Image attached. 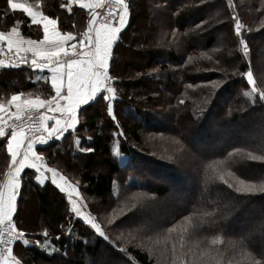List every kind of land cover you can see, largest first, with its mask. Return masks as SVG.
<instances>
[{
    "label": "trees",
    "instance_id": "1",
    "mask_svg": "<svg viewBox=\"0 0 264 264\" xmlns=\"http://www.w3.org/2000/svg\"><path fill=\"white\" fill-rule=\"evenodd\" d=\"M42 1L45 5L42 10L46 14L59 17V26L62 30L74 27V22L77 23V27L73 28L76 32L86 30V20H88L86 11L79 10L74 6V14H68L60 7L65 4L64 1ZM158 1L168 7L166 14H160L156 25L159 28L156 44L164 50V55L159 56L152 53L147 57L144 69L153 65H157L158 69L156 73L152 75L147 73L141 79L142 82L146 80L154 85L146 88L148 91L146 98L149 101L155 99L157 96L155 94L159 90L166 95V104L163 109L167 113V123L169 124L166 126L149 115L144 117L142 111L138 110L131 101L129 102V99L124 98L128 86L115 73V70L120 69L119 63H117L118 56H121L125 50H134L132 46L125 44L124 35L127 32L130 38L135 35L134 30L139 11L137 0H129V21L120 34L119 41L114 45L113 61H110V73L117 77L114 81V86L118 89V99L115 101L117 118L124 133L119 151L125 159L123 162H119L111 156L110 146L114 137L115 125L105 117L100 103L83 106L79 112L80 123L77 129L66 133L61 140L49 141L39 147L38 152L45 157L49 165H59L57 162H59L60 155H67L69 159L65 158L64 165L70 167L71 159L85 154L76 150L77 137H79L80 147L94 148V152L85 154L86 162L80 173V179L85 192L104 205H109L110 198L114 194L115 181L117 177L122 180L124 172L131 176L130 172L142 168L162 175L164 180L169 181L168 184H152L147 181L148 178L142 181L134 179L130 184L135 189L152 192L151 195H154L155 199L166 198V205L162 210L163 217L165 220L171 221L167 227L173 226L175 233V237L171 235L170 241L176 239L180 245L184 244L185 248L189 250L185 252L187 255L183 254L176 260L182 264V261L187 258L191 264L193 257L196 258L201 252V247L193 244L195 239L192 236L184 235L183 232L189 225L186 218L190 217L194 221H199L196 224L197 231L193 233L195 236L198 238L204 236L209 240L219 237L224 241L223 245H217L215 249L208 247L209 256H216L218 252L222 257L220 264H229L230 261L231 264H235L239 257L237 252L233 251L234 243L240 237L247 235L253 225H257L254 224L255 220L253 219L255 213L250 212L246 207H244L245 209L240 208L245 203L257 204L258 221L260 223L264 221V192L259 191L264 187V160L248 158L249 152L256 156L264 155V101H259L258 96L252 93L251 86L247 84L246 79L235 72L237 68L241 72L246 71L250 64L258 85L264 88V78L262 81L257 68L259 61L256 63L253 59L255 52L253 44L258 37L264 35V0H233V8L228 7L227 0H210L212 5H205L201 0H175L176 4H169L171 0ZM29 2L40 5L37 0H29ZM178 4L179 6H177ZM198 8L203 11H198ZM159 9L162 10L161 5L152 7V10L156 12ZM6 11L9 13L7 18L4 15ZM233 14L238 15L245 25L244 37L249 45L247 57L240 56L236 51L238 41L232 31L234 21L231 17ZM13 19L25 21L21 27L22 35L25 37L40 35L35 26L27 27L25 14L18 11L11 13L6 0H0V30H8ZM201 20H211L213 25L210 34L205 35L204 39L200 41L199 47H204V49L195 46L199 43L194 33L198 30L196 25ZM225 22L230 24V34L233 38L231 35L229 37V34H225L226 36L223 37L222 44L220 43L219 46L216 39L218 35L226 32ZM232 41L234 42L232 43ZM201 53H207L213 59L208 60L206 57H202ZM223 54L227 57H222ZM258 54H260L259 51ZM189 56L193 57V61L188 62ZM216 60H220L219 65L216 64ZM36 75H48V73L46 71L33 73L32 69L28 67L1 66L0 88L7 89L8 86H11L13 92L22 91L25 93L26 90L39 87L41 94L44 97H49L52 93L49 82L36 81ZM21 84H24L26 88H22ZM189 84L193 87L189 88ZM233 86H236L234 93L231 91L234 89ZM7 98L9 96H2L0 101H5ZM181 100L184 101L183 104L180 103ZM252 116L253 118H251ZM254 118L255 121L257 118L261 119V122L258 120V124H251ZM102 122L111 124L109 128L112 129V133L106 131L107 126ZM228 124L239 128L234 127L237 130L231 131L227 129ZM143 131L158 133L163 136L161 139L165 141L154 140L153 137H149L148 141L143 134L141 135ZM125 135L135 144L146 142L142 145L148 148L151 157L158 154L154 158L159 159V162L153 159L148 161L145 157L138 158L141 155L133 145L128 143ZM168 139H176L177 146L173 147L167 143ZM193 139L194 141L198 140L199 143H193ZM237 149L239 151H236ZM159 152L162 153L159 154ZM97 154L103 157L102 163L105 168L97 173H92L90 171L91 160ZM179 156L180 167L183 169L186 166L189 167L187 171L184 170L188 176L196 169L197 179H194L193 187L186 190L187 195L184 196V199L182 197L183 200H168L172 185L179 191L186 188L184 185H179L182 177L172 167L173 161ZM214 160H220V162L216 163ZM152 163L153 166H151ZM193 163L196 164V167L193 166ZM9 164L10 157L6 148L0 147V181L9 170ZM197 167H200L204 172L200 173L201 171H198ZM210 172L213 175L210 176ZM228 172L235 174L231 176L230 182L239 186V179H244L250 181L255 190L252 193H238L234 189L227 188L216 177L218 174ZM22 176L20 195L17 198L18 226L28 234L31 240H34V236L38 235L32 233V230H25L20 225L25 222L28 226H33L31 219H22L19 216V203L22 194L31 189L35 194L39 215L44 217L48 215L44 225L54 243L49 246V249L51 252H55L52 257L48 254L46 246H23L18 242L14 248L16 258L19 257V253H23L25 258L20 256L23 264L48 263L56 259H60L59 262L63 264H93V258L99 255L104 247L103 240L92 234L82 222L69 217L64 195L50 183L46 182L44 186H40L34 179V170L25 169ZM210 177L212 178L210 179ZM206 212L210 215L205 216ZM192 228L191 225V230ZM57 236L60 239H56ZM258 236L259 233H257ZM166 238L167 236L163 240ZM111 240L114 238L111 237ZM138 241V239H133L125 243L122 247V255H119V250H116L110 243L107 248L108 254L123 257L124 264H159ZM259 241L257 238L253 245L257 252L261 249V241ZM167 245L170 246V242ZM69 250L73 254L71 259H68L67 255ZM197 261L201 260L197 259ZM212 264H215V261Z\"/></svg>",
    "mask_w": 264,
    "mask_h": 264
},
{
    "label": "snow or ice",
    "instance_id": "2",
    "mask_svg": "<svg viewBox=\"0 0 264 264\" xmlns=\"http://www.w3.org/2000/svg\"><path fill=\"white\" fill-rule=\"evenodd\" d=\"M201 2L212 5L210 0H201ZM6 4L11 13L18 11L25 14L27 27L35 26L37 29H42L43 35L42 39L26 38L21 31L25 21L13 19L8 30H0V54L6 49L18 62L4 65V61L0 60V66L18 68L21 65H29L33 73H43L47 70L49 75H36L35 80L50 81V89L54 93L48 98L36 97L23 100L20 94H14L6 104L0 102V138H2L0 147H5L10 157L9 170L0 181V264H21L14 255V248L18 242L24 246L31 243L42 244L41 240L30 241L27 238L28 234L17 223V198L20 195L22 173L25 169L34 170L35 181L40 186L49 182L64 194L68 202L70 218L74 217L99 237L108 239L101 223L97 222L91 212L85 210L80 182H73L56 167H50L45 157L37 151L36 146L45 145L53 139L61 140L70 130L75 131L80 123L78 113L83 106H91L101 101L106 102L107 115L115 125L113 136H124L115 108L118 89L114 86V81L117 77L110 73V61H113L114 45L117 44L120 34L128 24L130 7L129 0H111V2L110 0H67L60 7L68 14H74L75 6L79 10L86 11L88 15L86 30L73 32L60 30L59 17L46 14L39 4L31 3L29 0H6ZM227 5L233 8V0H227ZM105 9L106 11L103 12L98 11ZM8 14L6 11L5 18ZM231 19L234 21L232 31L238 41L236 51L240 56L247 57L249 45L244 37L245 25L236 14H233ZM212 26L211 20H201L196 25L202 30ZM201 56L208 60L213 59L207 53H201ZM191 61L193 57L189 56L188 62ZM216 64L219 65L220 60H216ZM235 72L246 79L252 93L258 96L259 101H264V88L258 85L254 78L251 65L249 64L246 71L241 72L237 68ZM188 87L192 88L193 85L189 84ZM180 103L183 104L184 101L181 100ZM76 145L81 153L95 151L91 147H80L79 137L76 139ZM248 158L264 160V155L256 156L249 152ZM233 175L235 174L228 172L218 174L216 178L227 188L234 189L238 193H252L255 190L250 181L239 177H237L239 186L230 182ZM259 191L264 192V187ZM204 215L208 216L210 213L206 212ZM186 220L193 226L192 232L195 233L198 221L190 217ZM107 223L113 224V219H108ZM187 231L188 229L185 228V232ZM257 233H259L258 237ZM43 236L45 238L43 244H50L47 230L43 232ZM257 238L261 241L259 252L253 247ZM56 239L60 237L57 236ZM223 244L224 241L217 237L211 239L209 247L215 249L217 245ZM233 251L237 252L239 257L235 264H264V221L253 225L247 235L240 237L234 243ZM221 258V254L217 252L216 256H210L208 260L197 261L193 257L191 264H211V261L220 264ZM182 264H190V262L185 258Z\"/></svg>",
    "mask_w": 264,
    "mask_h": 264
},
{
    "label": "rangeland",
    "instance_id": "3",
    "mask_svg": "<svg viewBox=\"0 0 264 264\" xmlns=\"http://www.w3.org/2000/svg\"><path fill=\"white\" fill-rule=\"evenodd\" d=\"M176 4L175 0H171L169 4ZM164 3L158 0H137V9L139 11L138 21L135 26L134 30V36L133 38H130L129 33H125V44H129L133 47L134 50H125L122 52L121 56H118L117 63H119V70H115L116 75L120 76L122 78V81L125 82L128 86V91L126 93L125 99H129V102L137 107L138 110L142 111L143 116L149 115V117H154L161 121L164 125H168L167 123V113H165L163 106L166 104V95L164 92L158 91L155 95V99L152 101H149L146 96L148 95V91H146V88L154 86L153 83H149L145 80V82H142L141 79L142 76L147 75V73H150V75L157 72L158 66L153 65L150 68L144 69L146 59L149 55H152V53H156L159 56L164 55V50L159 48L158 44H156V40L159 35V28L157 25L158 20L160 19V14H166L167 13V6L163 5ZM159 6L161 5L162 10L159 9L157 12L152 10L153 6ZM179 6V4L177 5ZM198 11H203V9L198 8ZM225 25L227 27L226 32L223 34L221 33L217 37L216 43H220L223 41V37L226 36L225 34H229L230 37V24L228 22H225ZM162 28V26H160ZM225 28V27H224ZM198 29V28H197ZM211 28L207 30L198 29L195 31L194 35L197 38V41L199 44H196L200 49H204V47H199L201 45L202 39H204L205 35L210 34ZM233 38V36L231 35ZM230 42V40H227ZM234 41H232L233 43ZM222 44V43H221ZM223 46V45H221ZM255 46V52H254V61L258 63L259 61V67L258 70L261 75V80L264 75V35H261L255 40V43L253 44ZM221 51V50H219ZM258 51L260 54H258ZM223 51H221L222 53ZM220 53V52H219ZM225 54V52H223ZM222 55L225 58L226 55ZM232 54V53H231ZM230 54V55H231ZM257 65V64H256ZM263 67V68H262ZM147 77V76H146ZM263 81V80H262ZM156 86H159V84H156ZM237 86V85H236ZM236 86H233L234 89L231 91L234 93ZM129 95V96H128ZM101 108L103 109L104 115L106 118H109L106 112V102H99ZM116 108V105H115ZM242 111V110H241ZM240 111V112H241ZM234 112L232 111V114ZM214 115V114H213ZM242 115V114H241ZM241 117V116H240ZM253 118V116L251 117ZM256 118V117H255ZM252 121L251 124H258L261 122V119H256L255 121ZM110 120V118H109ZM259 120V122H257ZM111 121V120H110ZM104 122V121H103ZM102 122V123H103ZM106 122V120H105ZM166 122V123H165ZM257 122V123H256ZM106 123H103V125ZM106 131H109L112 133V129L109 127L111 124H106ZM223 127V126H222ZM232 126V124H228L227 129L234 131L237 130ZM166 129V128H165ZM145 136L146 140L149 141V137H153L154 140L157 139L159 141H165L164 139H161V135L158 133H149L146 131V133L143 131L141 135ZM126 136V135H125ZM141 136V137H143ZM124 137V136H123ZM123 137L115 136L113 137V140L111 141L110 146V153L114 160H118L119 162H123L125 157L120 153L119 147L120 144H122ZM126 139L129 144L133 145L136 150L139 152L141 156H138V158L143 159L145 157L146 160L151 161L158 160L159 159L154 158L155 156H158V154L153 155L154 157H151L149 155V151L147 150L144 145L142 144H135L133 141L129 140V138L126 136ZM171 146L176 147L177 142L176 139H168ZM192 142V141H191ZM199 143L198 140L194 141L193 143ZM146 144V142L144 143ZM198 145V144H197ZM212 145V143H211ZM65 150V148H63ZM78 151V148L76 149ZM74 150V151H76ZM153 152V151H152ZM162 152H159V154ZM65 158H68L67 155H60L59 157V165H49L50 167H56L59 171H61L63 174L69 176L70 180L73 182L79 181L80 182V188H81V195L83 197V203L86 205L85 210L91 212V214L96 217L97 222L101 223L102 227L105 230L106 235L108 236V239L105 240L104 238H101L103 240V248L99 252V255H96L93 258V264H124L123 257H118L117 255H109V250L107 248L108 244L112 243L116 250H119V255L123 254V245L125 243H128L129 241L133 239H138V243L142 244L149 253L156 259V261L159 264H181L179 261L176 260L177 257L181 258V255L186 254L185 252H188L183 244V247L178 243V241L175 239L174 241H170L171 235L175 237V233L173 232V226L167 227L169 225V222L165 220L163 217L164 213L162 212L163 208L166 205V198H159L155 199L154 195L152 196V192H146L144 190H138L135 189L130 183L134 179L137 181H142L143 179L148 178L147 181H150L152 184L156 183H169L168 180H164L162 175L157 174L156 172H152V170L149 169H136L129 174L131 176H128L126 172H124V176L122 180H119V177H117V180L115 181L114 185V194L110 198L109 205H104L99 200L89 196L84 188H83V182L80 179V173L83 171L84 164L86 162V156L85 154H82L80 157H76L71 159V166L66 167L64 165ZM177 158V157H176ZM69 159V158H68ZM103 157L100 155H96L92 160L90 164V171L92 173H97L99 171L104 170L105 166L102 163ZM46 160V159H45ZM180 156L173 161L172 167L175 169V172L178 173L182 179L179 181V185L186 186V188L183 190L175 188L174 185L171 186L170 190V196L167 197V199H173V200H183L185 195H187V191L193 187L194 179H197V170L190 172V176L187 175V173L184 170H188L189 167H180ZM216 163L220 162L217 160H214ZM47 162V161H46ZM170 163V162H169ZM64 166H63V165ZM156 165V164H155ZM153 166V163L151 164ZM193 166L196 167V164L193 163ZM203 166V165H202ZM200 166V167H202ZM158 167V166H157ZM200 167L198 168V171L201 170ZM66 173H65V172ZM197 173V174H196ZM213 173L210 172V176ZM123 175V172H122ZM188 176V178H187ZM209 177V176H208ZM35 179V178H34ZM49 184V182H47ZM53 186V185H51ZM55 187V186H54ZM64 195V194H63ZM65 197V196H64ZM153 197V199H152ZM183 197V199H182ZM66 199V197H65ZM66 203L68 205V202L66 200ZM20 209H19V216L23 218H29L32 221L33 226H28L25 222L20 223L21 227H23L25 230H32V233L38 234L37 236H34V240H31L29 236L27 238L30 241L35 240H41V245H36L35 243H31L30 245L39 246V247H47V252L50 256L53 255L55 252H51L49 249L50 245H54L53 240L48 236V239L51 241L50 244L44 245V236L43 232L45 230L48 231L47 228H45L44 222L47 220L43 215H39L38 209H37V202L35 198V194L31 189L26 190L24 194H22L21 201L19 203ZM248 208L250 212L255 213L253 219L255 220L254 224H260V221H258V214L256 212L257 204H244L242 206ZM245 209V208H244ZM252 215V214H251ZM50 218V217H49ZM74 218V217H73ZM75 219V218H74ZM108 219H113V224L109 225L107 223ZM76 220V219H75ZM253 220V222H254ZM258 221V222H257ZM199 222V221H198ZM30 227H33L32 229ZM88 230L95 234L88 226ZM189 232H184V235L192 236L195 239V242L193 243L195 246L201 247V252L199 255L196 256V259L198 260H208V256H204V253H208L207 248L209 247L208 242L209 238H205L204 236L202 238H198L195 236L191 230V225L189 224L187 227ZM191 233V235H190ZM166 239L163 240L164 237ZM99 237V236H98ZM111 237L114 238V240H111ZM217 238V237H216ZM219 238V237H218ZM222 239V238H220ZM223 240V239H222ZM170 242V246L167 245V243ZM260 242V241H259ZM184 243V242H182ZM22 244V243H20ZM23 245V244H22ZM28 245V246H30ZM24 246V245H23ZM168 248V249H167ZM174 248V250H173ZM68 259H71L73 254L68 252ZM187 255V254H186ZM21 258H25L23 253H19V257L17 259L20 260ZM54 256V255H53ZM52 256V257H53ZM58 258V257H57ZM67 259V260H68ZM78 259V258H77ZM21 261V260H20ZM60 259H56L54 261L48 262V263H41V264H63L62 262H59ZM214 261H211V264ZM91 263V262H90ZM21 264L22 261H21Z\"/></svg>",
    "mask_w": 264,
    "mask_h": 264
},
{
    "label": "crops",
    "instance_id": "4",
    "mask_svg": "<svg viewBox=\"0 0 264 264\" xmlns=\"http://www.w3.org/2000/svg\"><path fill=\"white\" fill-rule=\"evenodd\" d=\"M37 1L40 3V5H41L42 8L45 7V5L43 4L44 1H42V0H37ZM62 1H64V3L67 2V0H62ZM87 19H88V15H87ZM86 21H87V23H88V20H86ZM74 24H75L74 27L68 28V29H66V30H62V29L60 28L59 24H58V27H59L60 30H62V31H73V32H76L73 28H76V27H77V23L74 22ZM36 29H37V28H36ZM37 31H38V33L40 34L39 36L26 37V38L42 39V35H43V33H42V29H37ZM0 67H1V66H0ZM45 71L47 72V70H45ZM47 73H48V72H47ZM48 75H49V73H48ZM49 85H50V81H49ZM20 86H21L22 88H26L24 84H21ZM13 91H14V90H13V88H12L11 86H8L7 89L0 88V97H2V96H9V98H7L5 101H0V102H4V103L6 104L7 101L10 100L11 96L14 95V94H20L22 100H23V99H30V98L34 99V98H36V97H40V98H48V97H44V96L41 94V90H39V87H34V88H32V89H30V90H28V91L26 90L25 93L22 92V91H19V92H13ZM24 91H25V90H24ZM51 94H54V93H51ZM13 110H14V109H13ZM78 117H79V113H78ZM49 123L51 124V122H49ZM70 131H71V130H70ZM42 146H43V145H37V146H36V147H37V151H38V148H39V147H42ZM40 154H41V153H40ZM41 155H42V154H41Z\"/></svg>",
    "mask_w": 264,
    "mask_h": 264
},
{
    "label": "built area",
    "instance_id": "5",
    "mask_svg": "<svg viewBox=\"0 0 264 264\" xmlns=\"http://www.w3.org/2000/svg\"><path fill=\"white\" fill-rule=\"evenodd\" d=\"M111 2V0H110ZM98 11H106L105 10H98ZM0 60L4 61V65H8L9 63H16L18 61H16V59L13 57L12 53H8L7 50L5 49V52L3 54H0ZM20 67H28L30 68L29 65H21Z\"/></svg>",
    "mask_w": 264,
    "mask_h": 264
}]
</instances>
